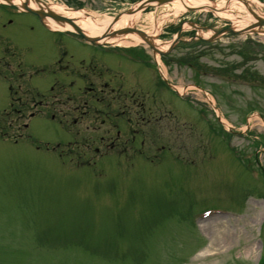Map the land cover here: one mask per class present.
<instances>
[{
	"label": "rangeland",
	"instance_id": "rangeland-1",
	"mask_svg": "<svg viewBox=\"0 0 264 264\" xmlns=\"http://www.w3.org/2000/svg\"><path fill=\"white\" fill-rule=\"evenodd\" d=\"M145 1L42 3L99 22L128 17ZM176 1L137 7L144 18L118 28L116 21L97 47L56 38L31 15L3 29L0 13L2 38L17 54L0 69L13 90L14 70L24 77L15 97L28 99L20 106L30 118L50 111L20 119L27 132L16 124L17 141L0 143V264H264V30L209 44L214 31L247 21L233 26L201 6L176 13ZM184 1L188 8L192 0ZM225 1L244 2L264 19V0ZM196 33L207 41L192 40ZM176 37L195 45L174 48ZM160 74L180 97L157 83ZM50 92L57 94L46 98ZM206 209L243 216L198 224Z\"/></svg>",
	"mask_w": 264,
	"mask_h": 264
},
{
	"label": "bare ground",
	"instance_id": "bare-ground-1",
	"mask_svg": "<svg viewBox=\"0 0 264 264\" xmlns=\"http://www.w3.org/2000/svg\"><path fill=\"white\" fill-rule=\"evenodd\" d=\"M19 2H22V0H20ZM202 2H203V0H192V2L190 3L191 5H189V3H187V6L188 7H196V6L200 7L201 6L202 9H205V8L208 10L209 9H215L218 12L222 10V15L220 14V16L223 18H228V19L232 20L234 26L239 25V24L242 26L243 24H245V23L241 22L243 20L247 21V24H252V22L256 20V16H254V14L248 12L249 8H248V6H246L247 4H244V2L223 0L224 4H222V5L221 4L216 5L211 0H205L203 2V4H202ZM28 4L30 5L31 8H34V9H37L39 7L38 3L35 0H30L28 2ZM175 4H177L179 6V7H176L177 10H176V8H174L175 9L174 12H176V13L181 11L182 8L184 10L187 9V7L184 6V5H186L184 0H182V4L179 2V0H178V2L176 1ZM20 5H22V4L20 3ZM139 5H136L133 7L132 13L129 12V15H128L129 18L126 16V13H125V14H122V16L118 17L115 20H112V19H108V21L107 20L106 21L105 20L104 21L99 20V22L92 15H87L84 17L82 14L83 12H81V11H74V10L69 9V8L67 9L64 6L57 5V4H52L49 7H50V11L54 12L55 14L62 15L65 17H69V18L74 17L75 20L81 21L83 24V29L87 30L92 36H96L98 38L104 39L103 41H105V40H107V38L105 35L102 37V34L104 32H106L107 29L109 28V26L114 24L116 21L117 22L113 25V27L118 28L120 26H124L125 24H135V22L138 23L139 20L144 18V16L139 12L140 10H137V7H139ZM215 6H217L216 8H218V9H216ZM236 9H238L242 12H246L247 16L243 17L242 15L241 16L234 15V12H236ZM165 15H163L162 19H164V16L167 17V13ZM147 19L150 20L151 23H153L152 25H154L155 19H153L151 15H149L147 17ZM46 22L50 25V27L52 29H68V28L71 29V25L69 23H59V22H56V21L49 19V18L46 19ZM238 28H241V27H238ZM128 37H130L131 39L133 38L136 41H138V39H139V37L135 36L134 34H128ZM130 38H128V39H130ZM121 42H126V41L122 40ZM154 43H155V38H154ZM212 220L213 219L207 220L204 222H211Z\"/></svg>",
	"mask_w": 264,
	"mask_h": 264
},
{
	"label": "flooded vegetation",
	"instance_id": "flooded-vegetation-1",
	"mask_svg": "<svg viewBox=\"0 0 264 264\" xmlns=\"http://www.w3.org/2000/svg\"><path fill=\"white\" fill-rule=\"evenodd\" d=\"M0 13L6 14L5 20L2 23L3 29L6 28L7 26H11L13 24L19 23L18 21H16V19L17 18L20 19V15L18 14V11L16 9L9 8V7H5V8L0 7ZM3 34H5V33L0 32V64L7 65L8 63H6V61H2L1 59L2 58L5 59V58H9V57L15 58L17 56V54L10 50V47H14V43L10 42L9 40L5 41L4 38H2ZM3 42H5L4 46L2 45ZM17 68H19V66L16 67V69ZM13 76L14 77H13L12 82L18 84V87L14 88V90L12 89V87L9 84L10 80L8 78L7 73L4 72L3 69H0V143H3V141L6 140L8 130H9V115H10L9 107H8L9 98L11 97V99L13 101L17 102L16 107H14V106L13 107H14V110L17 112L18 116L20 115V100L21 101L24 100L23 97L22 98H20V97L16 98L15 97L16 94L20 93V72L14 70ZM71 86H72V84H70V87ZM55 94H57V93L51 92L50 93L51 98H54ZM58 94L61 95L62 92H60ZM100 99H102V101H104V99H106V95H104ZM14 110H13V112H14ZM103 122H105V120ZM133 139H134V137H133ZM130 142L132 143V141H130ZM128 143L129 142L123 141L122 142L123 147L129 146Z\"/></svg>",
	"mask_w": 264,
	"mask_h": 264
},
{
	"label": "water",
	"instance_id": "water-1",
	"mask_svg": "<svg viewBox=\"0 0 264 264\" xmlns=\"http://www.w3.org/2000/svg\"><path fill=\"white\" fill-rule=\"evenodd\" d=\"M40 0H36V2L38 3V5L40 6V10L36 11V10H32L29 9L28 6H25V9L31 12L36 13L37 15L40 16V18L44 19L46 17H50L51 19H54L56 21H60V22H69V24L72 26L73 30L76 31L77 33L85 36V38L93 43H97L98 39L95 38H91L89 37L85 32H83L77 25H75L73 23L72 20L65 18V17H58V15L52 13L51 11H49L48 9L44 8L42 6V4L39 2ZM167 0H159V2H166ZM264 24V19H259L258 22L256 23V25L262 26ZM106 34V33H105ZM142 35V34H141Z\"/></svg>",
	"mask_w": 264,
	"mask_h": 264
}]
</instances>
